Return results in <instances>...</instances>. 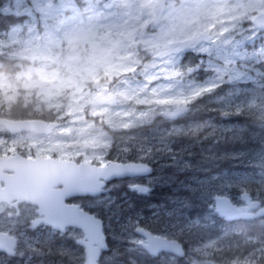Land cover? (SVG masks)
Returning a JSON list of instances; mask_svg holds the SVG:
<instances>
[{
  "label": "rangeland",
  "instance_id": "obj_1",
  "mask_svg": "<svg viewBox=\"0 0 264 264\" xmlns=\"http://www.w3.org/2000/svg\"><path fill=\"white\" fill-rule=\"evenodd\" d=\"M250 2L251 0H246V7L240 13L241 16H247L249 22L238 25L235 28L230 27L227 31L211 36V39L206 41L202 47L208 49L207 51L199 49L195 54L184 58L188 65L186 69L175 66H169L168 68L162 69L157 66L155 68V79L147 81L146 83L149 90L153 91L155 89L162 94L159 97L153 96L152 100L163 98L164 96H190L198 88H189L193 82L190 81L189 76L198 78L204 76L202 78L203 80L211 76L216 92L223 91L222 89H219V87L225 82L235 84L237 82L251 81L253 85L246 88H239L236 91L227 93L225 96L214 99L204 92L186 105L190 107L191 112L200 110L202 107L207 106L214 101H224L225 104H230L235 100L246 99H252V103L247 106L252 111L257 110V96L255 95L257 91L254 89V86L260 81L258 76L262 77L264 75L263 70L256 68L258 62L264 60V56L260 54L261 50L264 49V29H259L253 23L252 17L257 13L264 11V7H250ZM75 3L80 10L79 6L81 0H75ZM32 7V0H23L19 9L17 8L15 0H0V12L22 16L21 24L3 32L0 36L7 37L8 39V34L10 32L19 30L23 39L27 40L30 36L39 35L43 37L45 33L50 32L49 29L52 28L58 20L50 18L47 21H44L34 9L32 14L29 15L25 9ZM5 9H7V11H5ZM230 11L231 9L224 8V12L221 14L226 24L231 23L234 19L232 16L227 15ZM76 14L77 13H73L69 10L64 14V17H61L60 19L73 17L72 20H74ZM30 26L35 29L32 33L28 32ZM98 50L102 49L98 46L89 49V55L87 58L88 63L96 66H103L106 69V75H109L110 80L113 79L110 75L113 72L115 73L116 79H120L124 74H128L130 79L120 80V84L118 85L120 91L128 95L129 101L137 95H140L143 99L142 93L139 91L140 81L143 80V77L129 74L127 68L117 70L120 69L121 66L114 63L112 55H110L107 63H96L93 57ZM20 51L23 52V49H20ZM81 63V57L78 55L68 57L66 61V70L68 73L67 78L63 75H57L50 81H47L55 86L57 95L62 94L66 88L79 93L83 87L82 81L84 79H99L94 75L93 71L89 72L88 69L82 68ZM189 69H192V71H189ZM217 69H220V71H217ZM250 72L255 74H251ZM237 73L240 74L238 78ZM77 76L80 77V81H77ZM178 85H183V87H179ZM113 86L114 85L112 84L106 85L105 88L108 89V92L104 95L114 94L110 90ZM94 97H91L82 105L80 100H76L74 103L81 106L72 107L63 116H60L57 120L61 122V126L51 136L19 135L16 137H8L0 131V141H3V143H0V150L12 149L16 145L17 147L26 146L28 150L35 148L38 153H52L53 151H57L60 153V157L81 158L101 163H107L110 158L116 160L141 159L146 162L149 160L153 161L156 165L158 176L156 174L154 176L153 174L147 177L146 182L143 183V185H145L143 188L147 189V191H134L133 194L127 196H125V194L124 196H122V194H112L106 198L96 199L95 202L90 200L85 202L89 210H98L101 214L99 216L102 218L107 217V233L115 240V243H119L121 237L125 236V234L131 237V242L135 241L136 244L143 239L133 231L131 232L130 228H126L125 222H122L117 216H124L127 223L126 225L131 227L134 223L132 218L133 214L129 212L131 211V207L123 208V205L131 201L136 195H146L154 189L159 190L166 186L168 188L170 187L169 189L176 193L181 191H187L188 193L200 192L205 196V199L215 194V198L218 195H226L233 199L235 203L242 202L240 194L234 196L230 193H223L220 190L222 187L220 176L214 174V171L209 172L206 168L207 163L213 157H220L218 153L221 151L219 150V147L221 146L218 144V139L214 138L216 136L214 135V132L223 126H225L227 130L233 129V126L226 127V124L223 123L221 119H217L218 122L208 120L197 122L190 120L183 124H175L163 114L166 110H173L176 108L175 105L145 103L137 106L139 111L133 120H128L127 123L123 125L115 126L124 129H132L131 134L124 137V141L127 144V150H125L124 145H122L113 155H111V157H107V153L101 155L96 150L100 147H106L107 143H110L112 138L109 137V141L105 142L99 136H92L89 127L83 122L87 121L89 116H97L93 114L95 112L99 113L100 123L103 124L107 122L111 124V119L104 114L103 108L120 111L124 106L119 105L117 95L115 96L114 103L100 100L96 103H92ZM260 99L264 102V92L260 96ZM13 104H15V98L13 99ZM235 106L238 109L243 105L235 104ZM48 107L52 108L54 105L49 104ZM0 108L2 109L3 106H0ZM10 108L12 109V107ZM93 108L96 110L93 111ZM33 112L39 115L43 114L40 109H36ZM142 113H150V115L145 117L141 115ZM249 117L251 118L252 116L250 115ZM124 125H128V127H125ZM209 133L211 135H208ZM72 135H75V140L69 139ZM82 136L90 138L81 140L80 137ZM87 149H92V151H88ZM246 153L247 154L236 155L234 158H243L251 154L252 151L247 150ZM253 154L260 159L264 158V152L262 149L255 150ZM218 164L219 163L217 162L214 168ZM179 176L184 177L182 178V181H177ZM201 180L211 181L210 184L208 183L207 189H204L206 187L199 188L197 183ZM161 199H165V201L162 200L163 202H159L162 203L160 205L154 204L153 206L156 208V211L146 219H149L150 221H159L161 218L165 219L166 217L168 222L162 223L163 228H158L160 230V235L163 236H182L183 233H186L187 230L189 231L194 227H196V231H200L199 228L202 223L205 220H213L214 213H217L216 202H214V204H211L214 211L209 215H205L204 218L187 215L184 212L182 215L176 216V213H171L170 210L177 206L185 207L189 201L186 202L184 196H177L176 198L171 199L170 197H167V195H162ZM244 203L245 202L241 204ZM165 206H168L169 210L164 209ZM134 214L140 219L143 218L140 213ZM1 217L3 216H0V218ZM182 223H185V226L181 225ZM12 224L10 225V231L19 237L20 242V250L18 251L17 249L16 256L27 254L30 258H45L47 264H63V257L62 255L60 256V251L62 253L65 249H72L76 253L82 252L85 258V254L81 247L77 249L74 248L73 245L65 243L70 238H73L76 242V239L81 237V232H78L77 230L71 229L65 234L66 236H62L64 243L60 246V243L55 242V239H57V232L49 227L39 226L35 230L28 229L25 231L24 229H20L18 231L17 225L15 223ZM192 235L193 234L188 233V237ZM212 241L216 242L215 247L209 249L213 256L214 253L220 250L217 245L218 238H207V241L203 244L191 246L200 247ZM254 244H256L257 247L251 254H249L250 259L259 262L261 257H264V246H261L259 243ZM47 249H49L48 255L50 253L52 254L50 259H47V253L45 252ZM249 255L245 257H249ZM173 258L177 259L173 256L169 259L170 261L175 262V259ZM0 264H8V262L0 258Z\"/></svg>",
  "mask_w": 264,
  "mask_h": 264
},
{
  "label": "clouds",
  "instance_id": "obj_2",
  "mask_svg": "<svg viewBox=\"0 0 264 264\" xmlns=\"http://www.w3.org/2000/svg\"><path fill=\"white\" fill-rule=\"evenodd\" d=\"M143 4L144 0H81L80 10L74 20L64 24L57 21L49 29L56 33L58 43L45 48L43 39L35 42L42 50V54H38L35 58L31 53L20 51L26 47L24 43H10L7 37L0 36V82L11 84L15 89L10 91L6 87H0V106L15 109L16 105H19L25 109L23 114L29 115L40 109L49 118L58 119L72 107L81 106L97 93L107 94L108 89L105 86L112 84L114 86L110 90L117 94L119 105L124 107L120 111L103 108L104 114L111 119V124L100 123L99 115L89 116V119L83 123L87 124L92 136H99L105 142L109 141V137L112 138L106 147L96 150L101 155L107 153V157H111L122 145L127 150L124 137L130 135L132 129L115 126L123 125L136 117L139 111L137 106L145 104L139 101L152 100L153 91L149 90L146 82L155 79V68L159 66L165 69L175 66L186 69L188 65L184 63V58L195 54L208 41L202 37L195 42L185 43L194 32L211 37L227 31L230 27L235 28L249 22L247 16L240 15L246 7V0H160V10L155 16L151 15L148 9L143 8ZM220 7L231 9L227 13L234 18L231 23L226 24L221 14H213V10ZM75 35H79L81 39L72 45L69 43V37ZM95 46L111 51L114 63L121 66L117 70L127 68L129 74L143 77L139 89L143 99L137 95L129 101L128 95L120 91L118 87L120 80L130 79L128 74L116 79L113 72L110 74L113 79L110 80L103 66L88 63L89 49ZM76 55L81 57V67L92 69L99 79H84L79 93L66 88L62 94L57 95L55 86L47 81L57 75L67 78V58ZM29 75L34 82L40 81L42 75L48 80L33 87H25ZM76 79L80 81L79 76ZM212 85L213 81L209 76L203 81L193 80L189 88L200 89ZM178 86L183 87V85ZM120 93L124 95H119ZM206 94L215 95L216 88ZM9 97L15 98V104ZM76 100H80L81 105L75 104ZM49 104L54 107L49 108ZM0 131L4 129L0 128ZM86 138L90 137H80L81 140ZM69 139L75 140L76 137L72 135ZM87 150L92 151V149ZM261 190L264 191V186ZM261 203L264 206V199ZM0 214L9 223H15L18 231L35 227V213L29 214L23 206L12 208L5 203L0 205ZM258 221L264 223V216L258 217ZM137 229L133 226L132 230L137 232ZM252 242L264 246V234L253 238ZM200 247L190 246L177 264H183L185 261L187 264H216L211 258V251L208 250V255L196 251ZM131 248L136 249L138 257L152 258L133 241L125 243L124 250L110 247L98 259L97 264H128L127 254ZM61 255L63 264H86L82 252L76 253L72 249H65ZM14 256L15 254H12L10 258ZM225 264H264V261L251 260L249 255L243 259L239 257L228 259Z\"/></svg>",
  "mask_w": 264,
  "mask_h": 264
},
{
  "label": "trees",
  "instance_id": "obj_3",
  "mask_svg": "<svg viewBox=\"0 0 264 264\" xmlns=\"http://www.w3.org/2000/svg\"><path fill=\"white\" fill-rule=\"evenodd\" d=\"M21 22L22 17L19 15L4 14L0 12V34L10 30L12 27L20 24ZM184 63L186 64V59H184ZM256 68L264 71V60L259 61ZM250 73L255 74L252 72ZM203 77L204 76H202L201 78L189 76V79L190 81H193L192 79L202 81ZM258 78L260 79V81L254 86V89L257 91L255 94L257 96V110L252 111L247 106L248 104L252 103V99L235 100L230 104H225L224 101H214L212 103H209L207 106L202 107L200 110H195L194 112H191V110H189L185 115L172 122H174L175 124H183L190 120L197 122L206 120L218 122L217 119H221L223 123L226 124V127L233 126V129L229 130H227L225 126H223L214 132V135H216L214 138L218 139V144H220L221 146L219 147V150L221 151H219L218 153L221 158L219 156L213 157L207 163L206 168L209 172L214 171V174L220 176V179L222 181V187L220 188V190L223 193H230L236 196L241 193L248 192L249 194H251V196H255L258 199L262 200L264 199V191L261 190L262 186H264V158L260 159L253 154L255 150L262 149V151L264 152V102L260 99V96L264 92V75L262 77L258 76ZM252 85L253 84L251 83V81L237 82L235 84L225 82L222 83L219 87V89H222L223 91L216 92L215 95H211L210 97L214 99L217 97L225 96L227 95V93L236 91L239 88H246ZM235 104L243 106L237 109ZM13 112L20 116L24 115L23 113L25 112V109L20 107L19 105H16V109H14ZM250 115L252 116L251 118L249 117ZM247 150L252 151V153L243 158H234L236 157V155L247 154ZM217 162L219 164L214 168ZM177 181H179V178L177 179ZM208 183L210 184L211 181L209 182L207 180H201L198 186L199 188L206 187L204 189H207ZM157 192L158 190L156 189L151 197H134L127 204L123 205V208L131 207V211L129 212L133 214L132 218L134 223L131 227H128V225H126L127 223L124 216L117 217L120 218L122 222H125L126 228H130L131 232L133 231V226L138 225H144V227H149L155 231H158L157 226L162 218L159 221H150L149 219H146L156 211V208L153 206L154 204L160 205L162 203L159 202H161L162 200L165 201V199L158 198L160 196L157 197ZM215 195L209 196L205 199V196L200 192H174L170 197L171 199H174L177 196H184L186 202H189L185 207L177 206L170 211L171 213H176V216L182 215L184 212L187 215H192L194 217L199 216L201 218H204L205 215H209L212 211H214V209H212L211 207V204H214L215 202ZM206 205L207 207L205 208ZM168 208V206L164 207V209ZM134 213H140L143 218L140 219ZM214 214L215 215L213 220H205L202 223L199 228L200 231H196V227H194L189 231L187 230V232L183 233L182 236H171L179 239L184 244L186 249H188L191 245H195L201 242V239L195 238V235L200 234V232H204L206 238H218L217 245L220 250L214 253L211 258L223 264H225L226 260L231 258L239 257L242 259V257L244 258L256 249L257 245L254 244L252 240L253 238L260 237L262 236V234H264V223L259 222L258 218H241L229 221L224 217L219 216L217 213ZM104 220L107 230V217H104ZM165 222H168L166 217ZM181 225L185 226V223H182ZM188 233H191L193 235L188 238ZM56 236L57 239H55V242L60 243L61 246V244L64 243L62 236L66 235L56 233ZM130 238L131 237L125 234V236L121 237L119 243H115V240L112 239L110 235L108 239L111 248H119L120 250H124L125 243H128V240ZM65 243L71 244L74 246V248L77 249L80 247L78 244H76L73 238H70ZM48 251L49 249H47L45 252L47 253V259H50L52 254L50 253L48 255ZM165 256L166 258H172L168 257V255ZM163 257H157L156 260H151L155 259V257L148 259H145L143 256L138 257L135 248H131L127 254L128 264H138V262L139 264H177V261L180 260L179 258H173L175 259L174 262L170 261V259H160ZM260 261H264V257H261ZM13 264L47 263L45 258H30L27 254H24L23 256H16L15 262ZM183 264H187V262L185 261L183 262Z\"/></svg>",
  "mask_w": 264,
  "mask_h": 264
},
{
  "label": "water",
  "instance_id": "obj_4",
  "mask_svg": "<svg viewBox=\"0 0 264 264\" xmlns=\"http://www.w3.org/2000/svg\"><path fill=\"white\" fill-rule=\"evenodd\" d=\"M255 17L264 19V11L261 13H258ZM253 21L260 28H264V24H257L256 20H253ZM186 111H187V107H184L179 112H176V108H175L172 111H168V110L165 111V115L169 118H176L184 114ZM171 112H176V114L169 115L168 113H171ZM15 123L17 125L16 127L19 129L32 127L35 129H41V130H46V131H50L51 129H54L57 125L56 122L47 123L45 121L27 120V121H13L11 122L12 126L15 125ZM47 161H49L50 164H45V165L57 166V164L59 163L57 160H54V159H48ZM69 163H72V162H69ZM78 166L69 171H64L65 169H67V167H73V166L68 164V162L65 163V161L60 160V184L64 183L68 188H73L74 190L73 193L82 192L83 189H86L84 191L85 193L89 191L92 192L93 194L99 193L100 184L99 183L96 184L94 179L90 181V179L88 178L89 172L92 173V171L95 172V176L97 179L105 178L107 180H110L116 177H121V176H133V175L151 173L150 167L144 163L112 162L107 166H96V165L91 166V165H84V164L78 165ZM129 166H135L139 170L128 171ZM88 167H91V170ZM17 168H18L17 169L18 175H16V178L14 179L16 183L15 189L17 190V193L20 194L21 192H24L27 194V192L24 191V189L26 187L31 186V187H36L35 192L40 197L48 196L54 202H56L58 198H60V203L58 205L50 206V208H48L50 213L43 216L42 218L37 219L36 222L44 221L46 224L52 225L55 229L59 231H66V228L68 226H76V227L81 228L83 230L84 237L79 239L78 242L83 244L85 247L86 264H87L90 248L95 250L97 254V261H98V259L101 257L103 253V250L108 249L107 235L104 232L103 220L97 217L95 214L82 210L79 205H73V206L67 205L64 199L67 196H69V194L71 193L67 190H65L64 192L60 190V196H59L56 191H53L49 187H47L50 185V181H49V178H47L45 174H42V175L28 174L27 175L26 172L23 171L24 167L20 161L17 162ZM47 168L48 167L43 166L41 169L45 170ZM145 168L148 169V171L142 170ZM117 170H123V174H120V175L115 174ZM80 173L85 175L84 178H81L83 181L79 180ZM105 173H108V174H105ZM39 175L43 177H40ZM247 195L248 197H250L249 194ZM244 196L245 194L243 195V197ZM218 197L227 199L228 201L231 202L232 205H234L236 208H239L237 207L236 204L232 202V200L229 197L227 196H218ZM26 200H30V199L26 198ZM216 203H217V198H216ZM254 203L257 204V207L260 204V202H255V201ZM217 207H218V203H217ZM262 214H264V211L260 210L257 214L251 213V215H243V214L237 213L231 216H226V215H222V216H226L227 219H235L241 216L255 217L257 215H262ZM137 232L147 237V240L143 243L146 249L147 247L145 245L149 241L150 237L154 239H158L160 241H176L180 243L176 239H169L164 236L154 234L153 232L145 230V229H143V232H140V231H137ZM16 246H17V239L15 237H10L7 234H1L0 236V249L1 250H7L8 252H13ZM161 251L173 253L169 249H161ZM154 255H157V254H154ZM216 264H219V263L216 262Z\"/></svg>",
  "mask_w": 264,
  "mask_h": 264
},
{
  "label": "snow or ice",
  "instance_id": "obj_5",
  "mask_svg": "<svg viewBox=\"0 0 264 264\" xmlns=\"http://www.w3.org/2000/svg\"><path fill=\"white\" fill-rule=\"evenodd\" d=\"M23 0H15V3L17 5V8L19 9V6L22 4ZM32 8L25 9V11L31 15L33 12V9L36 13L39 14V17L47 21L48 19H54L58 20L61 24L67 23L68 21L72 20L73 17H68L65 19H60L61 17H64V14L71 10L73 13H78L79 9L75 3V0H32ZM250 7L256 8V7H264V0H251ZM143 8L148 9L149 13L153 16H155L158 11L160 10V0H144V4L142 5ZM7 11V9H5ZM224 12V8H216L213 10L214 15H220ZM252 19L256 20L257 24H264V19L252 17ZM35 29L33 27L28 28V32L32 33ZM68 36V34H66ZM204 39H211V37H208L204 33L194 32L192 36L188 38L185 43L188 42H195L197 40H200L201 38ZM43 39L45 41V48H48L50 45L58 43L59 39L54 31H50L44 34L43 37L36 35V36H30L29 39L24 40L23 37L20 34L19 30L10 32L8 34V40L10 43L18 44V43H24L26 47L24 48L23 52L31 53L32 57L35 58L38 54H42L41 46L39 44H36V41H39ZM81 39L79 35L71 36L69 37V43L74 45L77 40ZM202 51H207L206 48H201ZM262 56H264V49L261 50L260 53ZM111 55L110 50H98L97 53L94 55L93 59L96 63L105 62L107 63L109 61V57ZM89 72H92V69H88ZM189 71H192V69H189ZM217 71H220V69H217ZM239 73H237V78L239 77ZM48 78L45 76L40 77V81H32L31 76L29 75L27 78V83L25 84V87H33L37 83H44L47 81ZM0 87H6L10 91H15L13 86L11 84H7L5 82H0ZM215 85H212L207 88H200L197 89L195 92H193L190 96H178V97H170V96H164L163 98H157L150 101H139V103H155L160 105H175L176 106V112H179L182 110L188 103H190L192 100H194L196 97L200 96L204 92H210L213 90ZM161 92L157 90H153V96L159 97L161 96ZM117 94H111V95H104V92L97 93V95L93 98L92 103H96L98 100H104L107 102H113L115 99V96ZM119 95H124L123 93H120ZM9 99H14V97H9ZM176 112L168 113L169 115H175ZM94 115H98L99 113H93ZM142 116H149L150 113H142ZM0 124L7 125L9 127H12L11 122L9 121H0ZM125 127H128V125H124ZM14 130V128H13ZM0 143H3V141H0ZM11 151L15 152V148L10 149ZM135 166H129L128 171H137ZM143 171H148V169H142ZM108 174V173H105ZM117 175L123 174V170H117ZM139 191H147V189L143 187L138 186ZM244 199L247 201V206L243 208H236L234 205L231 204L230 201L227 199H223L221 197H217V211L220 212L221 215L231 216L233 214H243V215H251V209H254L257 207V204L254 203L252 200L249 199L248 195L245 194ZM261 211H264V209H261ZM137 231L143 232V229H137ZM215 241H212L210 243L204 244L203 247L197 248L196 251L200 252L204 255H208V250L212 247H215ZM153 254H159L161 249H169L171 250L176 256L183 257L185 255V246L183 244H180L176 241H160L158 239L149 238V241L145 245ZM87 264H97V254L95 250L91 249L89 250L88 260Z\"/></svg>",
  "mask_w": 264,
  "mask_h": 264
},
{
  "label": "flooded vegetation",
  "instance_id": "obj_6",
  "mask_svg": "<svg viewBox=\"0 0 264 264\" xmlns=\"http://www.w3.org/2000/svg\"><path fill=\"white\" fill-rule=\"evenodd\" d=\"M0 117H7L10 119H26V118H28V119H33V118L47 119V116H45L44 114H41V115L25 114V115L18 116L17 114L7 113L5 107H3L2 111H0ZM60 124L61 123L59 122V126H60ZM0 128L4 129V131H2V134H4L5 136H8V137H16L19 135H32V136L48 137V136H51L53 134V133L52 134L37 133V132L31 131V130H24V131H20L18 133H15L13 131H10L8 128H6L5 125H1V124H0ZM14 148H15V152L11 151L10 149L0 150V205L7 203L12 208H17L18 206H23L26 210L28 208L27 211L29 214L34 212L35 217L44 216V215L49 214L50 211L48 210V208H50V206H54V205H58V204L55 203L54 201L45 200V199H48L47 198L48 196L45 197L44 200L42 198H40V196H38L35 192L36 187H31V186L26 187L24 189V191H26L27 194L24 192H21L20 194L17 193V190L15 189V184H12L8 180L10 178V176L16 175V171H17L16 161L12 162L10 160H1V158H10L13 156H19L20 155V156H24V157H28V158H32V159H36L39 157H53L55 159L60 160V153L57 151H53L52 153H49V152L48 153H46V152L38 153L35 148L28 150V148L26 146H24V147L18 146L17 147L15 145ZM66 159H72V160L77 161L78 163H81L83 161L96 163L94 161H89V160L81 159V158L80 159H78V158L77 159L66 158ZM112 160H113V158H110L108 163ZM119 161H121V162H133V161L140 162L142 160L141 159H138V160L126 159V160H119ZM144 162H146V161H144ZM147 163L149 165L153 166L154 176H155V174L158 176V173L156 171V165L153 163V161H151L152 164L148 161H147ZM23 171L26 172V174H33V175H38L39 173L43 172V171H40V169L37 167H31L30 169L23 170ZM44 173L48 174V177H50V179H49L50 185L47 187H49L53 191H57L60 193V188H63V185L60 186V165L49 167V168H47V170ZM182 178L183 177L179 176V181H182L183 180ZM146 179H147V177L138 176V177H125V178L113 179L111 181L103 180L105 183L104 184L105 191H102L100 194L92 195L89 193V194H84V195H72L66 200V202L69 204H80L84 209L89 210L88 206L85 203L87 200L95 202L96 199L106 198L108 196H111L112 194H122V196H124V194H125V196H127V195L133 194L134 191L140 192L138 190V186L144 187L145 185H143V183L146 182ZM200 182L201 181H199L197 184H199ZM164 188L158 190L157 197L160 196L158 198H161L162 195H167V197H171L173 195L174 192H172V190L169 189L170 187L168 188L165 186ZM123 190H126V191H123ZM7 191H9V192H7ZM244 193L240 194L241 199L243 201H245L243 199ZM251 197H252V200H258V202H260V204H259L260 209H264V206H262V203H261V201H262L261 199H258L255 196H251ZM26 198H29L30 200H26ZM103 212H105V211H103ZM0 216H3V215L0 214ZM162 223H165L164 218H162V220L159 222L157 229L163 228ZM11 224L12 223H9L8 221H6L4 219V217H1L0 218V232H6V233H9L10 235H15L14 233H12L10 231V225ZM12 225H14V224H12ZM36 227H38V226H36ZM159 229H158V231L160 232ZM164 237L172 239V236H164ZM195 238L201 239V242L195 244L194 246L203 244L204 242L207 241V238H206L204 232H200V234H196ZM140 242H138V243H140ZM128 243H131V238L128 240ZM10 257H12V254H8L6 251H0V258L2 260L7 261V262H11L15 256L13 258H10ZM160 259H169V258H166V256H165V257L160 258ZM151 260H156V258L151 259Z\"/></svg>",
  "mask_w": 264,
  "mask_h": 264
},
{
  "label": "bare ground",
  "instance_id": "obj_7",
  "mask_svg": "<svg viewBox=\"0 0 264 264\" xmlns=\"http://www.w3.org/2000/svg\"><path fill=\"white\" fill-rule=\"evenodd\" d=\"M148 162L151 163V160H149ZM151 164H152V163H151ZM150 166H151V165H150ZM151 167L153 168V166H151ZM244 194H246V193H244ZM244 194H243V195H244ZM225 196H226V195H225ZM249 196H250L249 199L252 200L251 194H249ZM243 199H244V197H243ZM244 200H245V199H244ZM245 201H246V200H245ZM252 201H253V202H254V201H255V202H258V200H252ZM143 226H144V225H143ZM166 238H167V237H166ZM169 239H170V238H169ZM215 262H217V261H215ZM217 263H219V264H223V263H220V262H217Z\"/></svg>",
  "mask_w": 264,
  "mask_h": 264
}]
</instances>
